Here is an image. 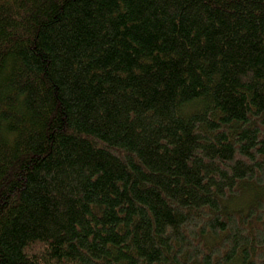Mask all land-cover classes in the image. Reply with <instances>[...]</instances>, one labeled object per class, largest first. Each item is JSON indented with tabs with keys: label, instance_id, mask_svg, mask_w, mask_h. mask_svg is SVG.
Listing matches in <instances>:
<instances>
[{
	"label": "trees",
	"instance_id": "trees-1",
	"mask_svg": "<svg viewBox=\"0 0 264 264\" xmlns=\"http://www.w3.org/2000/svg\"><path fill=\"white\" fill-rule=\"evenodd\" d=\"M0 264H264V0H0Z\"/></svg>",
	"mask_w": 264,
	"mask_h": 264
}]
</instances>
